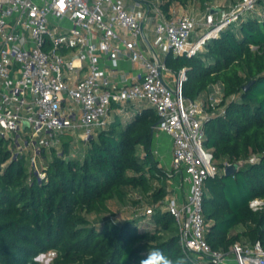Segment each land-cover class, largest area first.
<instances>
[{"label": "trees", "instance_id": "16d2710c", "mask_svg": "<svg viewBox=\"0 0 264 264\" xmlns=\"http://www.w3.org/2000/svg\"><path fill=\"white\" fill-rule=\"evenodd\" d=\"M158 1L170 18L172 11L204 16L219 0ZM240 1L226 0L224 12ZM165 64L175 75L186 69L183 96L202 102L210 115L203 145L217 173L204 183L207 242L226 253L235 243L264 248V207L250 206L264 201V0L203 51L170 52ZM159 120L149 104H113L108 125L81 140L75 154L70 134L39 152L20 141L11 149L10 140L0 139V264H43L38 257L50 252L49 264H138L151 249L195 264L167 209L175 171L155 155ZM237 163L238 173L226 176L224 169ZM114 206H131L136 214L120 221Z\"/></svg>", "mask_w": 264, "mask_h": 264}, {"label": "built area", "instance_id": "2783aa9c", "mask_svg": "<svg viewBox=\"0 0 264 264\" xmlns=\"http://www.w3.org/2000/svg\"><path fill=\"white\" fill-rule=\"evenodd\" d=\"M256 1L242 0L220 17L210 12L220 7L212 6L202 18L180 11L169 18L158 0H64L63 10L60 0H0V138L18 143L26 135L25 145L39 152L59 146L67 129L83 130L80 139L88 140L108 125L113 104H149L164 119L159 131L172 140L170 171L184 175L188 186L182 202L166 201L183 251L195 264H264L260 242L235 243L229 253L207 242L204 183L217 173L203 145L210 115L202 102L183 96L186 69L168 80L172 72L160 60L162 49L188 57L203 51ZM106 59L130 61L140 71L121 75L115 88ZM250 206L261 210L264 201Z\"/></svg>", "mask_w": 264, "mask_h": 264}, {"label": "crops", "instance_id": "0c3cea01", "mask_svg": "<svg viewBox=\"0 0 264 264\" xmlns=\"http://www.w3.org/2000/svg\"><path fill=\"white\" fill-rule=\"evenodd\" d=\"M217 2L218 1L214 2L213 6H217L221 8L220 11H217V14H220L224 10V8L227 7V4L217 3ZM147 33L151 40L155 39V35L153 34L151 29L148 30ZM169 53L170 52H168L167 50L162 49L160 51V60L162 62H165V59ZM105 66L107 69H109V78L115 85L114 86L115 88L119 87L120 85L119 77L121 75H126L132 78L135 75H137L140 71V67L137 64H134L127 60H120L114 65L109 59H106ZM175 77L176 75L174 73H171V75L167 76V79L172 81ZM116 108L117 107H115L113 111ZM113 114L114 113H111V117L113 116ZM68 132H70L71 137L74 138L75 136V137L80 138V135L82 134L83 130H78V131L70 130ZM161 134L163 133L160 132L155 138L154 150L157 155V160L160 162V165L169 171L171 170V166H172V150H173L172 140L169 136H166V134L164 135L163 138H159ZM171 183L173 186L172 197H175L178 199L179 202H182L188 191V186L186 182L184 181V175L180 173L175 174L173 178L171 179Z\"/></svg>", "mask_w": 264, "mask_h": 264}, {"label": "rangeland", "instance_id": "374dc122", "mask_svg": "<svg viewBox=\"0 0 264 264\" xmlns=\"http://www.w3.org/2000/svg\"><path fill=\"white\" fill-rule=\"evenodd\" d=\"M217 3H225L226 4V0H219ZM228 5V4H227ZM196 15V17H198V18H202L203 17V15L202 14H195ZM153 40V39H152ZM68 104L69 103H66L65 104V106L66 107H68ZM68 131H70L69 129H67ZM67 130H65V131H67ZM64 132L65 134H70V132ZM164 133L163 134H161L160 136H159V138H163L164 137ZM167 136V135H166ZM0 139H2V138H0ZM27 139H29L28 137H26V135H23V138L20 140V144L21 145H23L24 147L26 146L25 145V142H26V140ZM82 139H80V138H78V137H75L74 136V141L72 142V154H75V152L78 150H80V149H82L83 148V145H82V141H81ZM39 142H40V140H39ZM14 142H10V144H9V147L12 149L13 147H14ZM60 146V145H59ZM31 150H33L32 149V147L30 146L29 147ZM61 147H59V149H60ZM74 148H75V150L76 151H74ZM17 151H20L19 150V148H18V150ZM25 151H29L28 149H26ZM155 155H156V153H155ZM156 157H157V155H156ZM112 211H113V217L114 218H116V219H118V220H120V221H124V220H126V219H130V218H133L134 216H135V214H136V212H135V209L133 208V207H131V206H129V207H118V206H114V207H112ZM42 256V255H41ZM41 256H39L38 257V261H40L41 263H43V264H49V263H51L52 262V260H53V258L55 257V255H54V253L53 252H50L49 254H47V255H44L43 257H41Z\"/></svg>", "mask_w": 264, "mask_h": 264}, {"label": "clouds", "instance_id": "9594fccd", "mask_svg": "<svg viewBox=\"0 0 264 264\" xmlns=\"http://www.w3.org/2000/svg\"><path fill=\"white\" fill-rule=\"evenodd\" d=\"M138 264H184V261L181 258L174 261L165 256L160 249H151L139 260Z\"/></svg>", "mask_w": 264, "mask_h": 264}, {"label": "water", "instance_id": "95a60500", "mask_svg": "<svg viewBox=\"0 0 264 264\" xmlns=\"http://www.w3.org/2000/svg\"><path fill=\"white\" fill-rule=\"evenodd\" d=\"M221 8H211V13L212 14H215L217 13V11H220ZM254 82H250L247 86H245L244 90L247 91L249 90V88L251 87V85L253 84ZM164 122V119H160L159 120V124L160 123H163ZM241 166V163H237V164H233V165H228L225 169H224V174L226 176H231V175H234L236 173H238L239 171V167ZM44 255H42L41 257H43Z\"/></svg>", "mask_w": 264, "mask_h": 264}, {"label": "snow or ice", "instance_id": "6c2138e0", "mask_svg": "<svg viewBox=\"0 0 264 264\" xmlns=\"http://www.w3.org/2000/svg\"><path fill=\"white\" fill-rule=\"evenodd\" d=\"M60 7L63 10V8H64V0H60Z\"/></svg>", "mask_w": 264, "mask_h": 264}]
</instances>
